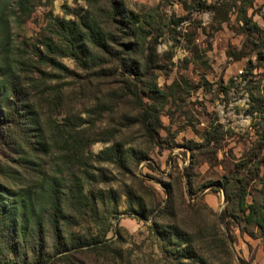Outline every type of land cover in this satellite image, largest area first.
<instances>
[{
	"label": "rangeland",
	"instance_id": "rangeland-1",
	"mask_svg": "<svg viewBox=\"0 0 264 264\" xmlns=\"http://www.w3.org/2000/svg\"><path fill=\"white\" fill-rule=\"evenodd\" d=\"M114 2L0 0V264H264V0Z\"/></svg>",
	"mask_w": 264,
	"mask_h": 264
},
{
	"label": "trees",
	"instance_id": "trees-1",
	"mask_svg": "<svg viewBox=\"0 0 264 264\" xmlns=\"http://www.w3.org/2000/svg\"><path fill=\"white\" fill-rule=\"evenodd\" d=\"M197 1V0H196ZM235 1H241V2H245L246 0H235ZM199 5V3H197ZM201 6V5H200ZM110 7H111V18L113 20V22H116L117 24L120 25L119 29L122 30V28L124 27V25L119 21L117 22L116 21V17H117V8L115 7V2L114 0H110ZM205 8V7H204ZM207 8H210L211 10H213V12H215L216 16L218 18L221 19V21H224L227 17H228V14L230 12V8L226 5H218V6H213V7H206ZM98 33V32H97ZM130 45L132 44H127L126 47H129ZM101 46V45H99ZM153 50L152 47H150V51ZM152 53V52H151ZM150 57H152V54L149 55ZM149 61L147 60V63ZM146 66H148L146 64ZM131 92L132 94L137 98V94L133 91V89H131ZM143 115L145 116L144 119L142 120V125L143 127L145 128L146 130V133L149 135V134H152V128H154L150 123H149V119L152 118V114L147 112V111H144ZM159 124V118H157V121H156V125ZM151 138H152V135H151ZM241 167V166H240ZM243 189V188H242ZM224 191L226 192V198L228 199L229 198V195H228V192H229V182H227L226 184H224ZM0 208H1V205H0ZM257 212V210H256ZM263 223H264V220H263ZM264 227V224L263 226Z\"/></svg>",
	"mask_w": 264,
	"mask_h": 264
}]
</instances>
